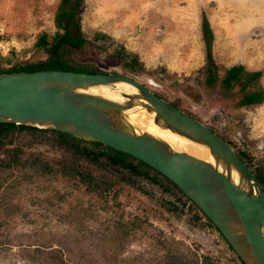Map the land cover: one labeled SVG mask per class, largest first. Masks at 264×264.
<instances>
[{
  "label": "rangeland",
  "instance_id": "374dc122",
  "mask_svg": "<svg viewBox=\"0 0 264 264\" xmlns=\"http://www.w3.org/2000/svg\"><path fill=\"white\" fill-rule=\"evenodd\" d=\"M64 7V0H0V67L28 70L45 59L64 32L57 20ZM77 17L90 40L79 58L107 72L122 71L118 53L136 58V79L264 170V0H83ZM236 65L241 79L226 89L220 79ZM252 92L262 100L240 106ZM72 151L51 131L15 129L0 139V160L10 163L0 170V264H243L164 175Z\"/></svg>",
  "mask_w": 264,
  "mask_h": 264
},
{
  "label": "water",
  "instance_id": "95a60500",
  "mask_svg": "<svg viewBox=\"0 0 264 264\" xmlns=\"http://www.w3.org/2000/svg\"><path fill=\"white\" fill-rule=\"evenodd\" d=\"M0 123L65 132L134 156L191 199L245 264H264V189L250 166L205 123L140 80L113 72H3ZM159 131L212 159L179 149Z\"/></svg>",
  "mask_w": 264,
  "mask_h": 264
},
{
  "label": "trees",
  "instance_id": "16d2710c",
  "mask_svg": "<svg viewBox=\"0 0 264 264\" xmlns=\"http://www.w3.org/2000/svg\"><path fill=\"white\" fill-rule=\"evenodd\" d=\"M82 2L83 0H64L65 7L63 9H60L57 15L58 26L62 28L64 32L61 34L58 33L57 35L54 36L53 45L46 49L47 57L45 59H42L34 63L35 67L26 68V69H28L29 71L43 70V69H61V70L83 71V72H91V73H108L105 70L91 66L90 63H88L87 61H84L83 58H79V53L81 54L82 52H85L87 45L90 43V40L84 37L83 32H82L80 18L77 17V13H78L79 7L82 5ZM68 5H71V6H68ZM64 20H65V23H63ZM202 31H203V38L205 39V42H206L207 59L210 62V64H214L213 56H212L213 32H212L210 23L206 18H204L203 23H202ZM118 54H119L118 56L114 55V58H116L117 63L121 65L122 71L121 72L113 71V73H120L123 75L128 74L129 76L133 78L138 77L136 76L137 70H138L136 68V63H137L136 58L127 59L126 56L121 55L120 53ZM21 70H24V69L19 68V67L18 68L12 67L9 69H4L0 67V73L21 71ZM243 71H244V67L242 65H236L230 68L227 71V73L223 77H221L220 80L222 84L226 87V89H231L241 79ZM216 79H217V76L215 75V71L211 70L207 77V82L214 83ZM152 81H153L152 79L146 80L147 84L150 86L154 85L153 84L154 81L153 82ZM261 100H262V95L260 92H252L248 95H245L240 100L239 105L243 106V105L255 104V103H259ZM15 129L51 131V132L56 133L59 140L70 144L71 147L73 148V151H72L73 153L83 155L91 159H96L99 157L98 155L101 154V155L107 156V158L110 160L112 164L121 165L125 168H130L135 173H144L147 176H151V177L152 176L157 177V175L161 174L159 171H157L153 167L149 166L145 162L135 158L132 155H129L122 151H118L114 148L103 145L99 142L77 138L65 132L47 130V129H39L36 127L27 126V125H17L15 123H0V139L2 137H7ZM90 147L94 149H98L100 153H93V151L91 152L89 150ZM238 154L246 162L244 155L240 152ZM133 160H136V163L133 162ZM63 164L65 167H68V166L70 167V163H68L67 161H64ZM9 167H10L9 162H6L5 159L0 160V170L2 168L7 169ZM252 171L254 172V175L260 181L264 189V170L261 168H256V169H252ZM165 178L169 180L167 177ZM170 182L173 183L172 181ZM204 215L206 216L205 213ZM241 261L243 262V264H245L242 259Z\"/></svg>",
  "mask_w": 264,
  "mask_h": 264
},
{
  "label": "bare ground",
  "instance_id": "6f19581e",
  "mask_svg": "<svg viewBox=\"0 0 264 264\" xmlns=\"http://www.w3.org/2000/svg\"><path fill=\"white\" fill-rule=\"evenodd\" d=\"M114 96L115 97H119L118 95H115V94H114ZM159 133L161 135H164L167 138H169L174 143V145L177 146L179 149L185 150V151H187L189 153H192L194 155H197V156H199L201 158H204V159H207V160H211L212 159L210 157L209 152L206 149H204V148H202V147L190 142L187 139L174 137L172 135L165 134V133H163L161 131H159Z\"/></svg>",
  "mask_w": 264,
  "mask_h": 264
},
{
  "label": "flooded vegetation",
  "instance_id": "af4514ba",
  "mask_svg": "<svg viewBox=\"0 0 264 264\" xmlns=\"http://www.w3.org/2000/svg\"><path fill=\"white\" fill-rule=\"evenodd\" d=\"M192 201V200H191Z\"/></svg>",
  "mask_w": 264,
  "mask_h": 264
}]
</instances>
